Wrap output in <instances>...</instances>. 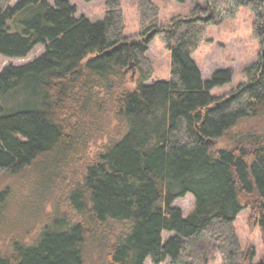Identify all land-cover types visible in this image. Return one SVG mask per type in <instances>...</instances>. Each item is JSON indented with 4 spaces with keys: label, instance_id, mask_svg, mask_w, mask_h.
<instances>
[{
    "label": "trees",
    "instance_id": "obj_1",
    "mask_svg": "<svg viewBox=\"0 0 264 264\" xmlns=\"http://www.w3.org/2000/svg\"><path fill=\"white\" fill-rule=\"evenodd\" d=\"M11 1L0 0V55L22 58L39 44L44 51L0 71V175L30 173L43 186L67 181V208L79 220L68 211L53 216L36 243L13 242L0 264H82L95 229L99 245L113 230L112 242L100 245L104 264H208L214 253L221 264H264L242 248L234 224L250 208L264 243V0H200L166 31L170 75L151 83L146 45L125 42L120 0H105L95 22L76 18L70 0ZM241 6L253 12L259 54L244 83L212 95L233 72L204 80L191 53L204 26ZM139 10L147 32L158 8L139 0ZM132 61L139 69L128 87ZM111 121L123 133L82 162L88 141ZM216 140L226 145L215 150ZM188 193L194 208L183 216L172 204ZM8 201L1 190L0 224Z\"/></svg>",
    "mask_w": 264,
    "mask_h": 264
},
{
    "label": "rangeland",
    "instance_id": "obj_2",
    "mask_svg": "<svg viewBox=\"0 0 264 264\" xmlns=\"http://www.w3.org/2000/svg\"><path fill=\"white\" fill-rule=\"evenodd\" d=\"M19 0H12L14 5ZM53 4L54 0H48ZM158 8L157 23L149 31H145L146 24H141L139 0H120V8L124 18L125 42L136 40L135 43L146 45L144 57L152 69V77L146 82L157 80H168L170 75V54L165 45V34L170 28L173 20L188 17L190 11L197 3L184 0H152ZM75 7V17L85 18L92 22L104 17L105 0H70ZM253 12L246 6H241L233 18H226L218 24L204 26L201 39L191 53V57L200 69L202 78L209 79L211 74L219 69H231L233 72L230 82L211 89V94L216 96H227L240 84L246 81L244 68L257 59L260 46L258 40L253 36ZM152 30L154 32L146 38ZM44 51L43 45H36L25 57L12 58L0 55V71L8 66L23 65L31 62ZM138 65L129 64L125 69L128 87H132V81L138 75ZM14 103V100H11ZM124 125H115L111 121L103 133L93 136L88 141L85 157L82 162L89 163L103 145L110 140L117 139L124 131ZM226 145L224 140H216L212 148L217 150ZM22 174L0 175V191L6 189L9 201L3 209L4 217L0 224V254L9 253L12 243L17 241L23 244H34L41 233L48 228L51 218L55 215L67 213V181L57 180L56 183L43 186L40 177H32ZM172 206L181 210L183 216L189 215L194 208V197L188 193L183 197L176 198ZM69 212V211H68ZM69 214L73 219H78L72 212ZM74 215V216H73ZM79 220V219H78ZM257 218L252 216L250 208L243 209L237 216L234 224L244 250L253 248L255 250L254 263L261 262L264 257V243L261 228ZM94 237H100L97 229L93 230ZM103 244L112 242L113 230L103 233ZM112 235V236H111ZM170 236L163 233L164 241ZM95 239L86 242V256L82 264H104L106 251L102 249ZM144 264H154L147 258ZM160 264H172L167 258ZM208 264H221V258L214 253V258Z\"/></svg>",
    "mask_w": 264,
    "mask_h": 264
},
{
    "label": "water",
    "instance_id": "obj_3",
    "mask_svg": "<svg viewBox=\"0 0 264 264\" xmlns=\"http://www.w3.org/2000/svg\"><path fill=\"white\" fill-rule=\"evenodd\" d=\"M153 32H154V30H152L150 33H148V34L146 35V38H148ZM135 42H136V40H133V41H129L127 44L132 45V44H134Z\"/></svg>",
    "mask_w": 264,
    "mask_h": 264
}]
</instances>
